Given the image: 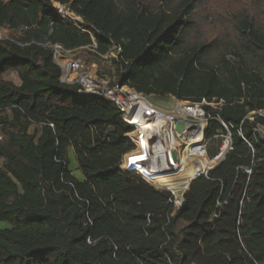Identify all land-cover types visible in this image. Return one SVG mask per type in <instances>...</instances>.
Here are the masks:
<instances>
[{"label": "trees", "instance_id": "1", "mask_svg": "<svg viewBox=\"0 0 264 264\" xmlns=\"http://www.w3.org/2000/svg\"><path fill=\"white\" fill-rule=\"evenodd\" d=\"M0 26V264H264V0H0ZM57 43L97 60L120 45L117 81L144 95L223 100L205 139L232 150L184 206L122 173L131 127L61 81Z\"/></svg>", "mask_w": 264, "mask_h": 264}, {"label": "built area", "instance_id": "2", "mask_svg": "<svg viewBox=\"0 0 264 264\" xmlns=\"http://www.w3.org/2000/svg\"><path fill=\"white\" fill-rule=\"evenodd\" d=\"M53 7L63 18L72 20L74 24L77 21H82L81 17L69 11L67 6L61 2L54 1ZM3 38L11 39L10 31L6 26H0V39ZM48 45L53 49V58L61 67L62 76L60 79L62 82L78 84L79 93L86 97L103 95L114 101L122 113L124 121L131 127L132 131L128 132L126 136L134 148L121 158L119 169L122 173L125 175L136 174L147 184L169 190L171 192L169 201L174 203L175 209L184 206L186 203L184 193L190 188L189 185L193 177L208 176L209 172L205 170L191 176L187 170L192 165V159L187 156L183 161L180 156L188 146L187 138H192L198 133H202L205 138L206 125L212 118V114L205 108L206 105L218 108L222 105L223 100L217 103L215 100L209 101L207 98L200 102L179 99L174 109L167 111L156 106L148 95H144L133 87L120 84L118 81L111 83L100 78L95 72H85L82 60L69 57L71 52L65 50L61 44ZM121 50V46L115 44L110 52L101 56L107 59L116 58ZM178 121L184 123L182 131L176 129ZM162 130L168 131L172 137L178 140L179 145L173 147L166 144ZM225 142L226 146L213 156L216 163L222 161L226 153L232 150L230 134ZM204 153L208 157L207 143Z\"/></svg>", "mask_w": 264, "mask_h": 264}, {"label": "rangeland", "instance_id": "3", "mask_svg": "<svg viewBox=\"0 0 264 264\" xmlns=\"http://www.w3.org/2000/svg\"><path fill=\"white\" fill-rule=\"evenodd\" d=\"M69 57L73 58H78L81 59L82 62L84 63L85 66V72H92V73H97L100 78H104L108 80L109 82H117V72H116V65L115 63L111 60V58H103L101 60H97L96 58H93V56L89 53V51L86 50H77V51H72L69 54ZM5 79H11L10 77L4 76ZM14 79H17L16 76ZM13 79V80H14ZM149 99L154 102L156 106L159 108H163L167 111H172L179 99L174 98L173 96L170 95H148ZM10 114V111L7 112ZM33 128V127H32ZM259 130L262 135H264V126H259ZM228 134H221L217 137H215L212 140H206L207 143V151H212L215 152L217 150H221L222 147L226 146V138ZM2 138V134L0 135V139ZM184 148V147H183ZM208 155V153H207ZM209 157V155H208ZM211 158V157H210ZM213 159V158H211ZM3 158H0V166H2ZM69 162H70V170L74 176H77L79 178H83L81 176V172L78 168V161H76V157L74 155L73 149L70 148L69 151ZM218 162V161H217ZM188 179V178H187ZM185 222L181 221L177 229H180L181 226H183Z\"/></svg>", "mask_w": 264, "mask_h": 264}, {"label": "bare ground", "instance_id": "4", "mask_svg": "<svg viewBox=\"0 0 264 264\" xmlns=\"http://www.w3.org/2000/svg\"><path fill=\"white\" fill-rule=\"evenodd\" d=\"M162 135L166 141V144H169L173 147H177L179 145L178 140L172 137L168 131L162 130ZM186 141L188 146L184 149L180 157L183 159V161H185L187 156L192 159V165L187 170V173H189L191 176L197 175L200 172H204L207 170V168L212 167L216 163L215 159L207 157L204 153L206 140L202 136V133H198L192 136V138H187Z\"/></svg>", "mask_w": 264, "mask_h": 264}, {"label": "water", "instance_id": "5", "mask_svg": "<svg viewBox=\"0 0 264 264\" xmlns=\"http://www.w3.org/2000/svg\"><path fill=\"white\" fill-rule=\"evenodd\" d=\"M183 125H184V123L182 122V121H178L177 122V124H176V129H178L179 131H182L183 129ZM174 156H175V153H174ZM223 160V159H222ZM222 161H220V162H217V163H215L212 167H210V168H208L207 169V172H209L211 169H213L214 167H216V166H218L219 165V163H221ZM200 175H198V176H196V177H193V179L191 180V182L194 180V179H196L197 177H199ZM202 176V175H201Z\"/></svg>", "mask_w": 264, "mask_h": 264}, {"label": "crops", "instance_id": "6", "mask_svg": "<svg viewBox=\"0 0 264 264\" xmlns=\"http://www.w3.org/2000/svg\"><path fill=\"white\" fill-rule=\"evenodd\" d=\"M5 76L10 77V78L12 77L11 79H8V78H7V80H11V81L15 82V83L18 84V85L21 83V79H20L19 75H17V73L14 72V71L5 74ZM15 76H16L17 79H14ZM4 79H5V78H4ZM13 79H14V80H13ZM73 152H74V151H73ZM81 176H82V174H81Z\"/></svg>", "mask_w": 264, "mask_h": 264}]
</instances>
